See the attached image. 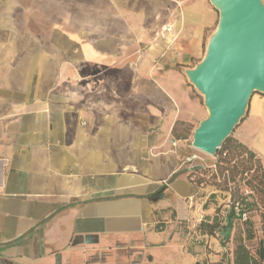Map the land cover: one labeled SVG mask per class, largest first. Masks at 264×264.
Returning <instances> with one entry per match:
<instances>
[{
	"label": "crops",
	"instance_id": "0c3cea01",
	"mask_svg": "<svg viewBox=\"0 0 264 264\" xmlns=\"http://www.w3.org/2000/svg\"><path fill=\"white\" fill-rule=\"evenodd\" d=\"M27 1L0 0V264L126 261L130 249L135 264H219L226 247L195 230L215 211L208 189L171 152L177 120L207 116L176 64L201 54L217 10L208 0H54L55 17L36 20L54 23L49 45L36 48L31 31L15 30ZM238 133L264 162L263 94Z\"/></svg>",
	"mask_w": 264,
	"mask_h": 264
},
{
	"label": "water",
	"instance_id": "95a60500",
	"mask_svg": "<svg viewBox=\"0 0 264 264\" xmlns=\"http://www.w3.org/2000/svg\"><path fill=\"white\" fill-rule=\"evenodd\" d=\"M208 1L218 12L216 27L202 59L183 72L207 110L191 145L215 156L247 115L253 95H264V0Z\"/></svg>",
	"mask_w": 264,
	"mask_h": 264
},
{
	"label": "trees",
	"instance_id": "16d2710c",
	"mask_svg": "<svg viewBox=\"0 0 264 264\" xmlns=\"http://www.w3.org/2000/svg\"><path fill=\"white\" fill-rule=\"evenodd\" d=\"M177 123L173 128L177 139L187 137L175 133ZM216 155L218 173L211 174L216 189L208 193L205 203V207L213 204L215 211L204 216L195 230L198 235L213 237L226 247L219 264H264V163L255 150L232 136L227 138ZM206 172L208 169L199 167L188 171L187 175L200 188H205L209 183L198 174ZM242 185L247 193L242 190ZM162 192L163 189L152 196H159ZM255 213L260 218L261 237L256 247H252L250 242L256 238ZM231 243L232 250L229 247ZM201 264L209 263L204 259Z\"/></svg>",
	"mask_w": 264,
	"mask_h": 264
},
{
	"label": "rangeland",
	"instance_id": "374dc122",
	"mask_svg": "<svg viewBox=\"0 0 264 264\" xmlns=\"http://www.w3.org/2000/svg\"><path fill=\"white\" fill-rule=\"evenodd\" d=\"M47 1H49V0H47ZM17 2L22 3L23 0H16V3ZM38 3H39V0H28L27 1V4L29 5L28 7H26L24 9L21 5L16 6L15 7V13H14L15 14V30L16 31H23V30L31 31V33L34 35H32L30 44H31V46H34L36 48L39 46H48L49 45L50 40L46 39L45 36L49 35L50 29L54 25L53 22H48V21L42 20V22L40 23L39 21H36V20L43 17L42 15H44V14L45 15H51L52 16L51 18H54L55 17L54 14L56 12V9H58L54 6V0L52 3H50L46 7H40V6H38ZM24 13L30 14V16H31L30 22H25V23L23 22L22 17L24 15ZM98 25H101V24H98ZM3 31H4L3 29H0V41H4V38H5V34L3 33ZM40 35L42 36V38H39ZM208 36H209V34L207 35V37L204 40V44H203L201 54L199 56H194L192 58V60L190 61V64L188 66L185 63H180V62H178L176 64L177 70H179L180 73L183 74V76H184L183 78L185 80V86L190 90L191 97L194 98L195 100H197L199 102V104L201 105V107L205 110V116L207 115V110L204 106V98L197 91V89H195V87L188 81L186 75L183 72V69L185 67L195 66L196 63L202 59V57L205 53V48H206ZM18 41H21V40H16V42H18ZM83 70L85 71V69H83ZM83 73H87V72H83ZM118 75H120V72H118ZM249 110H250V107H249ZM249 110H248L247 115L242 120V122L235 128V130L231 134V136L233 138H238V135H239L238 132H239L240 128L242 127V125L244 124V121L248 118ZM177 122L178 123H177L176 128H175V133L181 134V135H184L187 137L182 138V139H177L174 132L172 131V139H174V142H171V144H174V145H173L171 152L174 155V158L176 159V163H175L176 168H178V169L181 168V170L186 171V173L190 170H194V169H197L199 167H204V168L208 169V172H206L204 174L199 173L198 176H203V178L206 179V181H208L209 185L207 187H205V189H208V192L215 190L216 186L212 184L215 180L211 179V174L213 172L218 173L217 167L215 164L216 160L218 158L217 155L211 156V155H208V154L192 147V145H191L192 134H193L195 127L198 125L197 121H195V120H187V121L177 120ZM174 127H175V125H174ZM177 141H181V142L177 143ZM257 155L260 157V155L258 153H257ZM261 160H262V158H261ZM219 180H220V178H219ZM242 187H243V185H242ZM242 190L245 191L246 193L248 192V190L245 187H243ZM204 192H206V191H204ZM259 219H260L259 215H257L255 213L254 214V220L257 222V226H255L256 238L250 242V245L252 247H256L258 240L261 237ZM189 231L192 233L191 235H189V237L192 241V239L194 240V238H196V234L193 232V230L191 231L190 229L185 228L183 231L184 232L183 236L184 237L188 236ZM231 246H232V243H231V245H229V247H231ZM209 250H212V249L209 248ZM136 254L137 253L135 250L130 249L129 254H126V257H128V259L126 261H124V259H122V260L118 259L116 261V258H117L116 255H112V256H101L102 258H98V259L92 258L88 264H106V263L109 264L110 263V260H109L110 257L113 261V264H135L136 258L138 257ZM121 257H118V258H121ZM95 259H97V260H95ZM100 259H103V260H100ZM142 259H143L144 264H155L153 262H150L148 258L143 257ZM207 262L209 264H211V262L209 260Z\"/></svg>",
	"mask_w": 264,
	"mask_h": 264
},
{
	"label": "built area",
	"instance_id": "2783aa9c",
	"mask_svg": "<svg viewBox=\"0 0 264 264\" xmlns=\"http://www.w3.org/2000/svg\"><path fill=\"white\" fill-rule=\"evenodd\" d=\"M236 210H238V207H236Z\"/></svg>",
	"mask_w": 264,
	"mask_h": 264
}]
</instances>
